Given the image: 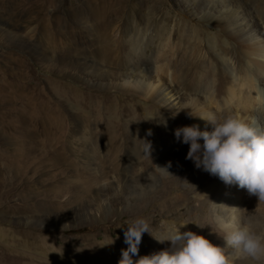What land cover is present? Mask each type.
I'll return each mask as SVG.
<instances>
[{
	"label": "rangeland",
	"instance_id": "obj_1",
	"mask_svg": "<svg viewBox=\"0 0 264 264\" xmlns=\"http://www.w3.org/2000/svg\"><path fill=\"white\" fill-rule=\"evenodd\" d=\"M198 1L0 0V264H118L128 247L127 224L137 218H146L150 228L133 260L169 248V242L154 238L163 239L173 224H188L180 231L208 238L209 221L202 217L206 209L195 206L194 198L211 191L220 179L186 158L175 161L181 167L171 177L125 178L121 184L129 203L121 217L93 220L77 208L86 183L95 177L86 167L89 161L79 164L76 158L86 153L104 158L108 166L120 147L128 171L138 164L150 167L147 158L154 152H163L162 160L171 159L166 150L178 140L175 131L183 125L174 119L161 124L149 108L152 102L143 106L133 91L102 86L88 75H94L91 70L68 60L73 53L99 49L122 72L168 65L186 82L185 92L212 80L224 93L230 79L218 54L236 57L238 66L243 58L234 41L226 43L214 19L194 10ZM247 1L263 5L264 11V0ZM95 12L111 26L97 27ZM88 19L86 29L81 23ZM134 38L140 46L137 53L132 50ZM213 38L217 48L212 47ZM208 55L211 66L204 62ZM26 76L32 79L31 88L24 85ZM259 124L264 128V120ZM107 126L123 138L122 146L108 139ZM139 128L151 145L149 156L145 145L144 151L135 150ZM93 228L100 233L101 254L86 252L73 263L66 251H53L51 243L68 252L83 248L85 237L95 235ZM107 236L116 239L114 246L105 242Z\"/></svg>",
	"mask_w": 264,
	"mask_h": 264
},
{
	"label": "bare ground",
	"instance_id": "obj_2",
	"mask_svg": "<svg viewBox=\"0 0 264 264\" xmlns=\"http://www.w3.org/2000/svg\"><path fill=\"white\" fill-rule=\"evenodd\" d=\"M198 2L199 5L194 10L207 18L214 19L224 33L226 43L229 40L234 41L243 58L242 66H238L239 62L236 57L223 53L218 54L230 79V84L224 89V93H220L218 88H215L212 80L204 85L198 84L197 88L190 92H185L186 82H180L178 70L172 69L168 65L157 67L153 71L147 68L144 70L127 69L122 72V69L118 68L119 65L114 66L111 64L107 56H103L99 49L95 52L80 51L81 53L71 54L72 56L67 57L71 63L70 65L74 64L83 70L85 69V71L91 70L90 72L94 75H88L95 81L100 80L102 86H114L129 90V92H135L136 98L140 100L143 106L147 105L146 102H152L154 106L149 108L153 117L157 118L161 124H166L169 120L174 119L175 121L179 120L183 127L196 125L201 131L211 130V125L205 119L218 117L228 112L235 113L246 120L256 119L259 123L260 120H264V89H262L264 83L263 5L260 4V7L255 2L250 3L247 0H200ZM92 18L96 21L95 25L97 27L109 28L111 26L107 21L97 18L96 15ZM86 21L90 22L88 19L81 25H84V28L87 29ZM172 32L173 28H170L165 33L167 35L164 39L165 44L167 39V41H170ZM132 40H134L132 50L137 53L140 49L139 42L135 38ZM211 44L212 47L217 48V41L214 38ZM49 56L51 59H58V56L54 54ZM204 62L209 63V66H211L209 55L204 57ZM238 67L241 68V73H238ZM30 82H32V79L26 76L24 83L26 88L32 87H30ZM57 122H59V119ZM93 125L94 130H97L98 126L95 121ZM139 127L143 126L140 125ZM57 128L60 129V126L57 125ZM140 128L137 131L138 136L135 135L136 133L134 134L135 139L139 137L138 144L135 143L137 152L138 150L144 151L145 144L143 141L146 139ZM104 133H107L112 144L119 142L118 144L122 146L125 143L123 138L118 137L119 134L114 128L107 126L104 128ZM188 147L187 144L178 139L175 144L166 150L165 156L171 159L168 161L162 160L161 155L163 152H154L153 156L147 158L151 164L150 167L138 164L136 170L131 167L130 171L127 170L123 159L124 150L120 147H116L115 158L108 166L104 158L90 157L89 154L83 153L76 160L89 161L86 167L93 171L95 178L93 181L86 183L88 187L80 196L84 201L77 208L85 211L88 218L93 220H104L111 214H117L121 217V213L129 203L121 182L128 177L155 178L170 176L161 173L156 167H166L171 175L176 174L181 167L180 161L182 158H186ZM177 160L180 161L175 162ZM81 162L78 163L81 164ZM216 182L217 185L214 188L212 187L211 191L204 193L201 198L196 196L194 201L195 206L201 204L200 206L206 209H204L205 213L202 217L205 216L209 221L208 225H210L206 230L207 239L215 245L223 246V240L216 234L218 232L216 227L218 218H226L229 215L244 217L251 214H259V216L264 217V204L259 203L256 197L249 196L245 189L239 188L235 184L227 185L221 180ZM132 196L134 197L135 194L133 193ZM93 229L95 235L91 238L85 237L87 243L83 245V248L68 252V250H63V247L61 250L55 243H51L53 251L57 253L66 251L68 257L72 258L73 263L78 262V259L83 257L86 252H89L92 256L101 254L103 252L101 245L103 244L97 242L100 233L96 231V228ZM107 237L105 242L110 246H114L117 242L116 239L111 240L109 236ZM94 263L103 264L100 260Z\"/></svg>",
	"mask_w": 264,
	"mask_h": 264
},
{
	"label": "clouds",
	"instance_id": "obj_3",
	"mask_svg": "<svg viewBox=\"0 0 264 264\" xmlns=\"http://www.w3.org/2000/svg\"><path fill=\"white\" fill-rule=\"evenodd\" d=\"M205 120L211 130L201 131L193 125L175 131L176 138L182 136V143L189 146L186 159L225 184L245 189L264 204V128L256 119L246 120L232 112ZM143 142L149 155L151 145ZM156 168L171 175L166 167ZM186 225L173 224L163 239L154 238L159 243L169 242V248L133 260L150 225L146 218L132 220L124 232L128 247L121 251L118 264H264V217H219L216 234L223 246L192 231L181 232Z\"/></svg>",
	"mask_w": 264,
	"mask_h": 264
}]
</instances>
